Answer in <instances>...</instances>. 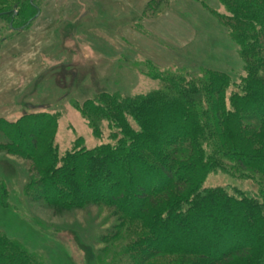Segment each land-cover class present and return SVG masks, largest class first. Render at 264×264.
Segmentation results:
<instances>
[{
	"label": "trees",
	"instance_id": "obj_1",
	"mask_svg": "<svg viewBox=\"0 0 264 264\" xmlns=\"http://www.w3.org/2000/svg\"><path fill=\"white\" fill-rule=\"evenodd\" d=\"M43 1L0 5L2 25L28 31ZM164 2L145 10L153 17ZM218 2L208 10L238 48V82L209 68L149 67L155 89L103 91L78 107L94 135L106 122L111 142L63 154L53 114L0 118V152L31 163L24 196L54 216L83 213L95 264H264V0ZM213 171L257 190L202 188ZM0 207L10 208L1 182ZM0 264L45 263L0 231Z\"/></svg>",
	"mask_w": 264,
	"mask_h": 264
},
{
	"label": "rangeland",
	"instance_id": "obj_2",
	"mask_svg": "<svg viewBox=\"0 0 264 264\" xmlns=\"http://www.w3.org/2000/svg\"><path fill=\"white\" fill-rule=\"evenodd\" d=\"M149 1L44 0L33 26L16 35L0 21V118L53 114V144L63 154L76 142L85 148L111 142L106 122L94 135L78 107L103 91L155 89L159 81L148 75L149 67L190 74L203 67L240 80L238 48L208 10H222L218 0H165L153 17L145 10ZM30 171V162L0 152V182L10 204L0 207V231L45 264H95L83 213L54 216L29 202L23 193ZM212 187L257 190L253 179L222 171L204 179L202 188Z\"/></svg>",
	"mask_w": 264,
	"mask_h": 264
}]
</instances>
